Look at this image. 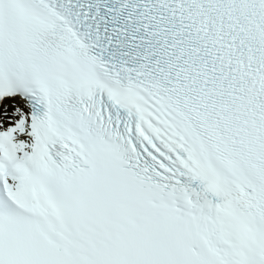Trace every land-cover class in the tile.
<instances>
[{
	"label": "snow or ice",
	"instance_id": "6c2138e0",
	"mask_svg": "<svg viewBox=\"0 0 264 264\" xmlns=\"http://www.w3.org/2000/svg\"><path fill=\"white\" fill-rule=\"evenodd\" d=\"M0 264H264V0H0Z\"/></svg>",
	"mask_w": 264,
	"mask_h": 264
}]
</instances>
